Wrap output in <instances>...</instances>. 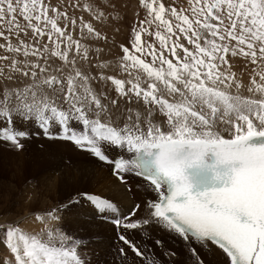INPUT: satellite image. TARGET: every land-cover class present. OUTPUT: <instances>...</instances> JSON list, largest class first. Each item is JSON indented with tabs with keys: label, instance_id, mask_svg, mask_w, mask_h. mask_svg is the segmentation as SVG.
I'll return each mask as SVG.
<instances>
[{
	"label": "snow or ice",
	"instance_id": "snow-or-ice-1",
	"mask_svg": "<svg viewBox=\"0 0 264 264\" xmlns=\"http://www.w3.org/2000/svg\"><path fill=\"white\" fill-rule=\"evenodd\" d=\"M140 3L148 16L134 26L131 48L120 46L123 55L116 65L128 74L125 80L104 71L92 75V68L107 69L109 63H93L92 50L82 41L107 37L82 16L78 21L69 15L67 8L78 3L62 7L50 0H0V50L6 53L0 54L5 62L0 64L5 82L0 139L22 149L29 133L9 125L17 118L34 122L47 138L70 141L113 164L120 182L132 173L149 181L157 193L147 202L150 215L135 222L113 215L118 228L160 224L184 240L212 242L230 264H264V0H190L191 18L176 7L166 9L161 0ZM83 7L90 11L88 4ZM102 18L104 12L94 16ZM156 22L154 31L145 27ZM145 33L155 40L142 39ZM102 52L94 50L97 60ZM229 55L256 65L247 85L251 97L240 94L245 85L232 71ZM25 79L30 82L24 84ZM96 80L111 81L119 97L142 101L143 110L128 108L120 126L124 113L117 99L97 92L91 84ZM157 111L163 121L155 119ZM73 121L82 125L80 131ZM104 143L133 156L109 160ZM82 195L102 215L118 210L107 198ZM60 207L68 205L48 215L59 219L54 213ZM139 209L135 205L130 215ZM3 234L14 264H86L79 251L83 239L63 229L49 231L47 240L18 226L3 228ZM119 240L136 257L156 264L126 235ZM191 252L196 255L195 248ZM120 254L125 255L124 248Z\"/></svg>",
	"mask_w": 264,
	"mask_h": 264
},
{
	"label": "rangeland",
	"instance_id": "rangeland-1",
	"mask_svg": "<svg viewBox=\"0 0 264 264\" xmlns=\"http://www.w3.org/2000/svg\"><path fill=\"white\" fill-rule=\"evenodd\" d=\"M50 2L53 5L62 7L78 3L80 5L79 7H68L69 9L67 10H69L70 16L75 15L74 17H76L78 21L82 16L86 22H90L91 20L94 23L102 22L106 24L107 22L106 26H110L108 30L115 32V34H122L121 36L124 37L121 41L127 44L125 46H130V48L131 45L129 44H131L132 41L130 39V31L132 35H134V26L138 27L139 21L144 20L148 16L147 9L141 5L140 0H50ZM161 2L165 4L166 9L176 7L178 11L183 10L184 14L189 15L191 18L190 10L193 5L190 3V0H161ZM84 4L90 6V11L84 9ZM99 12H104L105 18L101 20L94 19V16ZM157 24L158 22L152 24L151 27L148 25H145V27L151 32L156 30ZM160 30L163 32V29ZM108 35L117 37L111 33H108ZM144 35L147 36L146 33ZM142 39H144V36ZM148 40L154 41L155 37L151 36ZM3 42V39H0V43ZM13 42H15V40H13ZM182 42L187 46L186 41ZM156 46L157 48L159 47L158 42H156ZM229 57L231 56L229 55ZM229 57L228 59L230 61L235 60L239 66L240 63L237 59L248 61L246 58L239 56L233 57L232 59ZM2 63H4V61ZM249 65L251 66L252 64L249 63ZM252 66L251 68L256 67V65ZM85 67H87V64ZM241 70L242 69L238 68L235 73L237 76L241 74V79L247 80L246 78L248 75L242 73ZM133 72L135 73L136 70H133ZM252 75L253 73L251 70L249 79L252 78ZM124 79L127 80L128 76L124 77ZM112 93L114 94L113 97L115 96L114 98L117 99V101L119 100V111L125 112L128 108H132L130 100L116 95L115 87ZM137 110H142V106L138 105ZM113 111H116V109ZM157 114L156 116H161L159 112ZM161 117L165 118L163 116ZM15 121L16 120H14V122ZM9 126L14 127L13 125ZM35 130L38 132L37 129ZM33 134L34 133L29 134L31 138ZM37 135L39 139L41 138L39 142L35 143L38 149L50 151L56 155L57 159L69 164L76 161L72 160L70 156H64L55 146V143L54 145L52 144L57 139H49L43 133L39 134V132ZM30 137L28 139H30ZM23 145L24 147L22 149H17L9 141L0 140V225H2L3 228L18 226L23 232L38 235L43 240L48 239L49 231L56 234L59 230L63 229L66 234L83 239L84 246H82L79 251L85 259L86 264H147V261L142 262L139 258L131 256L129 252L125 253V257L119 254L118 249L120 247L117 244V227L112 222L105 219V215L108 216L111 215V213L105 215L100 214L92 203L84 198L82 192L76 194L67 185L61 186L58 182H54L51 176H47L48 173L41 169L30 173L25 163V158H27V156L25 151L23 152V150H27L28 144L26 145L23 143ZM29 146H31V144H29ZM73 198H75L74 201L69 204V201L73 200ZM62 205H68V207H60V211L54 213V215L60 217L59 219H55L48 215L50 210L56 209ZM132 205L133 203L130 202V207ZM37 215L42 216L43 219L37 220ZM3 228H0V264H5V261H7L8 264H14V256L4 242ZM162 235H165L163 237L169 241L170 239L174 240L168 231L164 232ZM170 242H168V244ZM58 243L57 241V244ZM180 247L182 248V245H180Z\"/></svg>",
	"mask_w": 264,
	"mask_h": 264
},
{
	"label": "bare ground",
	"instance_id": "bare-ground-1",
	"mask_svg": "<svg viewBox=\"0 0 264 264\" xmlns=\"http://www.w3.org/2000/svg\"><path fill=\"white\" fill-rule=\"evenodd\" d=\"M69 9V8H67ZM69 13V10H67ZM71 15V14H70ZM93 15V14H92ZM75 16V15H74ZM92 17V16H90ZM85 20V19H84ZM90 20V19H88ZM107 21V20H106ZM90 23L93 24L94 28H96L98 31L102 33L103 36L107 37L105 40L96 41L94 38L85 39L82 41V43L86 44L90 50V56L93 61V63H100V62H108L109 68L107 69H96L92 68L91 72L93 76L98 75L99 71H104L105 75H115L118 79H124V77H127V73L120 72L118 66V61L120 57H122L123 53L121 52V45H127L123 43V37L120 35V33L115 34V32L108 30L110 26H106V24L100 23H94L92 20ZM102 23V24H101ZM114 34L117 37H111L108 35V33ZM123 32V31H122ZM127 32V31H126ZM132 40L134 38V35H132V32L130 31ZM79 35V29H77L76 33H74V37L78 38ZM144 36V39H150L149 36ZM142 36V37H143ZM127 38V37H125ZM129 40V41H131ZM128 41V43H129ZM4 43V42H3ZM131 45V44H129ZM130 47V46H129ZM96 48H102L103 52L100 55V59L97 60L96 56L93 54L94 50ZM121 50V51H120ZM0 54H3V50H0ZM233 58V57H229ZM20 59H23L21 57ZM55 60V58H53ZM240 63V66L238 63L234 61H230V63L233 65L232 71L237 72V69H242L241 72L248 75L246 78L247 80L241 79L242 75L240 74L237 76L242 84L245 85L244 88L240 89V94L244 97H251L252 94L247 91V85H249L250 80L249 75L250 71L253 69L252 65L250 66L248 61H244L242 59H237ZM148 61H151V57H148ZM1 62V61H0ZM3 62V61H2ZM1 62V63H2ZM5 63V62H4ZM55 63H60L59 61H55ZM86 65V64H85ZM158 66V65H157ZM88 67V65H87ZM255 68V67H254ZM142 77L144 74L141 72L139 73ZM237 75V74H236ZM251 78V77H250ZM257 79H259L257 77ZM27 79L23 81L24 84L29 83ZM5 82L0 79V88L3 87V84ZM16 84H20L19 81L14 82ZM93 88L97 92L103 91L106 95H108L110 98L113 97V89L115 85L111 83V81H92L91 82ZM22 86V85H21ZM235 89L232 90L233 94H235ZM116 95H118L116 93ZM255 98H259L258 95ZM120 99V98H118ZM171 100V98H168ZM119 101V100H118ZM107 102V101H104ZM132 109L135 111L137 110V106L141 105L142 110L144 108V105L140 101L139 103L135 100V98H132L130 100ZM122 109V108H121ZM114 110V109H112ZM141 110V111H142ZM124 116H121L119 120L117 121L119 125H123L124 118L127 115V111H123ZM158 113V111H157ZM158 115V114H157ZM155 119L157 121H163L165 118H162L161 116H156ZM23 121L22 119L16 120L12 125L18 129V130H25L29 134H32V138L30 135L27 136V138L23 139L21 143H25L27 145V150L25 151L27 158H25V163L27 167L30 170V173H33L34 171H37L41 169L42 171L48 173L47 176H51V179L54 182H58L61 186L67 185L70 187L74 193H89L94 194L97 196H101L103 198H107L111 201H113L117 207L121 210L122 213H125L128 211L130 207V202L135 203V201H140V209L138 210V214H142L144 211V202H143V193L149 192V188L139 181L138 179L134 178L130 180L131 188L128 190L125 187V184L119 182V180L114 177V175L110 172V168L108 164L102 163L96 158H93L91 153L82 149H78L72 142L63 140V139H54L52 144L59 149V151L64 156H70L72 160H76L73 163H66L63 161H60L57 159L56 155L51 153L50 151L41 150L36 147V142H39L40 139L38 138V132L39 134H42L41 131L38 130V132L31 128H25L23 127ZM11 125V126H12ZM27 125H30L29 123ZM42 136V135H41ZM30 137V139H28ZM43 138V137H42ZM38 139V140H37ZM30 140V141H28ZM49 141V140H48ZM52 141V140H51ZM31 144V146H29ZM34 144V146H33ZM46 144V143H44ZM36 147V148H35ZM55 153V152H54ZM23 156V155H22ZM55 186V185H54ZM64 188V187H61ZM56 190V189H55ZM67 191V190H66ZM85 198V197H84ZM112 215V214H111ZM147 229H149L151 232L164 234L167 230L160 228L158 225H148L146 226ZM169 232V231H168ZM170 233V232H169ZM171 235V233H170ZM165 236V235H163ZM172 236V235H171ZM173 237V236H172ZM165 238V237H164ZM168 240V239H167ZM170 241H172L170 239ZM176 241V240H175ZM178 241V240H177ZM169 241H166V244H168ZM180 243V241H179ZM183 244L181 241L180 245ZM197 252L203 257V259L207 262V264H227L226 259L224 258L222 252L215 246L209 245L208 247H204L202 244H198L195 246ZM131 256H133L131 254ZM191 255L186 251L183 250L180 246H177V256L174 258L177 263L179 264H191L194 263V260L192 258V261L190 260Z\"/></svg>",
	"mask_w": 264,
	"mask_h": 264
},
{
	"label": "built area",
	"instance_id": "built-area-1",
	"mask_svg": "<svg viewBox=\"0 0 264 264\" xmlns=\"http://www.w3.org/2000/svg\"><path fill=\"white\" fill-rule=\"evenodd\" d=\"M2 64V63H1Z\"/></svg>",
	"mask_w": 264,
	"mask_h": 264
}]
</instances>
